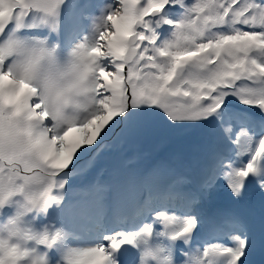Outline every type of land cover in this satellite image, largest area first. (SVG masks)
<instances>
[{
    "label": "snow or ice",
    "instance_id": "snow-or-ice-1",
    "mask_svg": "<svg viewBox=\"0 0 264 264\" xmlns=\"http://www.w3.org/2000/svg\"><path fill=\"white\" fill-rule=\"evenodd\" d=\"M64 2L0 0V204L23 194L30 208H46L60 199L52 192L64 187L62 173L104 150H128L156 128L196 126L213 141L202 190L224 179L241 197L249 177H264V0H112L61 62L46 39L20 33L37 26L29 20L57 31ZM146 155L137 151L132 162ZM169 175L160 161L149 182ZM189 183L184 175L174 180ZM259 184L264 189V178ZM222 215L247 234L233 212ZM154 223L163 225L160 235L187 243L198 220L160 211ZM154 223L69 248L65 260L115 264L113 253L139 247ZM234 241L205 248L189 264H245L251 237Z\"/></svg>",
    "mask_w": 264,
    "mask_h": 264
},
{
    "label": "clouds",
    "instance_id": "clouds-1",
    "mask_svg": "<svg viewBox=\"0 0 264 264\" xmlns=\"http://www.w3.org/2000/svg\"><path fill=\"white\" fill-rule=\"evenodd\" d=\"M7 202L0 204V209ZM32 210L25 198L17 213L0 226V264H50L48 252L60 241L62 232L52 231L48 226L38 230L34 225L26 223L25 217ZM153 237L154 233H145L141 237L140 264H170L174 260L172 250L161 243H155ZM42 246L48 251H42ZM63 261L67 264L64 256Z\"/></svg>",
    "mask_w": 264,
    "mask_h": 264
},
{
    "label": "bare ground",
    "instance_id": "bare-ground-1",
    "mask_svg": "<svg viewBox=\"0 0 264 264\" xmlns=\"http://www.w3.org/2000/svg\"><path fill=\"white\" fill-rule=\"evenodd\" d=\"M78 211H80V212H81V211H84V208H83L82 206H79V207H78ZM84 246H91V245H84Z\"/></svg>",
    "mask_w": 264,
    "mask_h": 264
}]
</instances>
